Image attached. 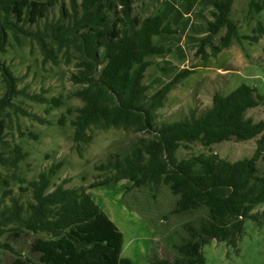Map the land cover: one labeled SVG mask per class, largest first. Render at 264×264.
Segmentation results:
<instances>
[{
    "label": "trees",
    "instance_id": "1",
    "mask_svg": "<svg viewBox=\"0 0 264 264\" xmlns=\"http://www.w3.org/2000/svg\"><path fill=\"white\" fill-rule=\"evenodd\" d=\"M210 2L214 20L208 23L209 35L202 39L199 50L205 60L207 47L212 49L211 56L217 57L234 41L258 43L264 37L261 22L253 36H241L233 20L235 0ZM58 5L60 19L40 28ZM149 7L147 0H0V53L13 42L22 47L26 41H35L45 59L54 64L61 56L77 61L72 80L80 88L74 95L83 105L69 109L68 115L73 117V141L81 156L93 143L96 131L123 129L142 134L126 150L97 166L102 180L88 187L67 188V179L54 184L60 170L56 164L32 181L18 174V181L27 184L24 191L30 193L31 200L21 201L11 189L1 199L0 264L6 250L15 255L12 264H23L21 259L25 264H117V255L108 258L106 254L115 252L112 245L116 242L120 251L124 236L89 191L122 181L131 183L123 202L139 216H156L162 223L171 216L194 218L171 238L174 258L151 256L150 264H206L205 246L216 241L238 251L246 221L264 225V211L253 213L264 204V121L244 119V112L258 107L264 97L257 87L243 83L229 94L215 93L212 106L201 113L193 110L183 120L157 124V113L169 94L193 71L179 72L150 94L145 83L149 70L156 65V58L172 51L157 39L176 31L165 15L149 12ZM263 12L264 0L248 1L246 18ZM27 26L37 28L30 31ZM224 30L225 36L215 46L213 40ZM0 72L7 84L0 99V145L7 148L0 152V166L17 174L28 153L19 144L5 142L4 116L8 109H16L13 101L22 92L17 90L18 80L10 68L1 61ZM34 101L56 109L64 104L56 98L51 102L36 97ZM234 138L257 139L255 155L231 162L217 153H182L196 145L210 147ZM9 233L37 236L32 247L36 257H23L3 242Z\"/></svg>",
    "mask_w": 264,
    "mask_h": 264
},
{
    "label": "rangeland",
    "instance_id": "2",
    "mask_svg": "<svg viewBox=\"0 0 264 264\" xmlns=\"http://www.w3.org/2000/svg\"><path fill=\"white\" fill-rule=\"evenodd\" d=\"M70 1L66 0L67 3ZM147 1L150 3L147 10L152 13L160 11L176 31L175 34L157 39L158 44L169 47L172 51L156 58V65L149 70L145 83L150 88V94L170 82L179 72L193 71L189 78L169 94L165 106L157 113V124L183 120L193 110L201 113L212 106L215 93L229 94L243 83L257 87L264 97V37L258 43L246 39L234 41L229 49L223 50L217 57H212V49L207 47L208 58L205 60L199 50L202 39L209 35L208 23L214 20L215 9L210 0ZM248 1L235 0L233 6V20L242 37L253 36L259 22L264 25V12L254 18H246ZM60 17L61 9L58 5L50 10L47 19L42 20L40 28ZM36 28L27 26L30 31H35ZM225 34L224 30L213 40L215 46L219 45L220 38ZM0 61L10 68L18 80L17 90L22 92L13 101L16 109H8L4 116L7 128L3 138L11 146L21 145L28 153L17 174L0 166V202L8 189L13 190V195L21 201L31 200L30 193L24 191L27 184L20 183L17 175L26 181H32L54 164L60 166L53 180L54 184L67 179V188L88 187L93 182L102 180V173L96 169L97 166L110 160L114 153L126 150L142 136L123 129L96 131L93 143L85 147L81 156L73 141V128L70 124L73 117L68 115L69 109L83 105L74 95L80 88L72 80L78 70L77 61L69 62L61 56L59 63L54 64L45 59L35 41H26L22 47L13 42V46H7L5 53H0ZM6 92L7 84L0 72V99ZM36 97L46 98L51 102L56 98L64 104L56 109L51 104L34 101ZM63 116L67 119L63 120ZM37 118L46 123L42 124ZM244 119L264 121V102L246 110ZM256 149L257 139L244 141L234 138L210 147L196 145L192 151L182 153L183 156L217 153L221 159L235 162L252 158ZM4 150L7 148L0 145V152ZM262 167L264 169V163ZM130 185L128 181H122L114 186L90 190L93 199L105 213L110 214L107 213L124 236L121 250L118 251L119 242H116L112 245L115 252L111 254L112 251H109L110 254L108 252L106 255L108 258L117 255V264H150L148 259L151 256L172 260L175 252L172 250L171 238L176 233H182L183 228L194 218L171 216L162 223L156 216L147 219L139 216L123 202V196ZM263 211L264 204L256 207L253 213ZM36 238L34 235L17 237L9 233L2 240L21 256L30 255L35 258L32 247ZM203 251L206 264H264V225L258 226L252 220H247L238 251L226 243L216 241L205 246ZM2 260L3 264H12L15 255L10 251H3ZM21 260L23 264L26 263Z\"/></svg>",
    "mask_w": 264,
    "mask_h": 264
},
{
    "label": "crops",
    "instance_id": "3",
    "mask_svg": "<svg viewBox=\"0 0 264 264\" xmlns=\"http://www.w3.org/2000/svg\"><path fill=\"white\" fill-rule=\"evenodd\" d=\"M89 192H90V191H89ZM107 213H108V212H107ZM107 213H106V214H107ZM108 214H109V213H108ZM108 214H107V215H108ZM109 215H110V214H109ZM109 215H108V216H109ZM109 217H110V216H109ZM119 264H123V263H122V262H119Z\"/></svg>",
    "mask_w": 264,
    "mask_h": 264
}]
</instances>
